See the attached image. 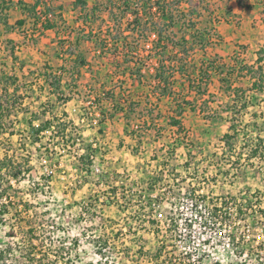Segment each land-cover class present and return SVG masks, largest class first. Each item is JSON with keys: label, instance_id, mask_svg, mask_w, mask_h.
Wrapping results in <instances>:
<instances>
[{"label": "trees", "instance_id": "obj_1", "mask_svg": "<svg viewBox=\"0 0 264 264\" xmlns=\"http://www.w3.org/2000/svg\"><path fill=\"white\" fill-rule=\"evenodd\" d=\"M81 2L83 5L87 4L84 0ZM238 2L241 3L242 0ZM12 3L13 0H0V11L10 10ZM17 4L21 7L23 17L11 22L8 14L3 13L5 17L1 19L0 27H3L5 34L10 35L19 31L24 38L34 41L38 33L42 34L50 29H56L58 32L69 31V26L65 24L66 21L60 11L63 8L53 6L52 0H35L31 4L18 0ZM203 9L209 13L208 7ZM103 12H106V17L103 16ZM201 14L189 0H105L102 6L95 4L90 13L81 15L83 27L78 31L74 27L71 28L69 34L76 30L79 37L91 40L100 56L114 55L113 61L109 59L112 67V72L109 73L111 77L109 89H103L104 96L111 101L113 110H109V118H112L117 111L125 112L127 133L136 138L139 144H142L143 137L149 132H154L158 137L162 136L165 126L161 123L163 113L160 107L166 100L171 101L172 105L168 124L176 126L181 133L184 130L181 117L187 108L196 112L199 100H203L200 110H209L207 98L214 97L210 87L215 78H218L221 88L232 93L235 104L241 102L240 110L247 108L251 100L257 98L249 95L252 91H264V45L258 49V57L253 64L245 62L231 64L220 62L215 58L211 59L207 56L210 47L220 43L223 38L213 24L200 27ZM67 41L69 45L66 50L70 51L71 55H76L68 71L69 80L66 81V86L71 85L73 90L77 87V81L81 76V66L86 65L87 61L78 53L80 39L77 38L74 43ZM4 42V49L15 56V51L21 46L9 36ZM245 76L253 79L248 89L237 85V82ZM17 80V76L8 75L2 80L0 91V132H9L11 136L16 134V123L19 121L15 119L9 122V119L12 115L18 117L20 111H27L22 101L24 94L19 92L20 86L16 84ZM50 84L55 86L56 90L61 88L58 78L50 81ZM59 98L68 101L71 96ZM96 101H99L97 96ZM50 106L42 109V113L49 111ZM237 112L241 113V111ZM68 116L66 114L64 131L59 135L63 148L75 154L83 164V168L90 172L91 167L88 165L93 163L95 150L91 145L85 144L81 127ZM135 118L149 120L136 122L133 121ZM241 122L239 118L232 117L231 132L225 133L222 137L229 149L237 146L242 130L251 125L247 124L242 129ZM134 124L136 126L131 128ZM50 125L51 121L48 120L35 129L30 141L33 146L40 144L47 150L50 148L42 144L41 133ZM29 126H32L31 120ZM254 127L259 128L256 123ZM257 138L260 139L259 136ZM78 139H81L82 145L85 146V152L78 151L75 145ZM28 144L23 145L21 155L6 151L0 156V200L8 199L11 202L15 182L20 183L21 180L32 178L34 167ZM253 146L254 142L250 145V155L259 154ZM259 146H263L262 143L257 144V147ZM151 188L150 186L149 189ZM9 205L8 203L0 205V216L7 213ZM159 205L160 201L157 199L153 202L149 201L147 206L149 210H153ZM150 221L155 222L153 219ZM34 230V227H30L28 234L26 233L29 242L26 253L17 255V249L11 244L0 249L1 264H13L10 263L12 258H15L13 261L18 264H58V255H54L52 259L48 252L38 253L39 247L34 245V239L37 238ZM99 252L103 253L100 247Z\"/></svg>", "mask_w": 264, "mask_h": 264}, {"label": "crops", "instance_id": "obj_2", "mask_svg": "<svg viewBox=\"0 0 264 264\" xmlns=\"http://www.w3.org/2000/svg\"><path fill=\"white\" fill-rule=\"evenodd\" d=\"M23 1L27 4H31L34 3L35 0ZM80 1L81 0H71V2L67 4L66 2L68 1L66 0H52L53 6H61L63 8L60 11L66 21L65 24L70 28L69 33H71L70 31L73 27L77 31L80 27H83L84 24L81 15L90 13L92 6L98 4L97 0H84L87 2L86 5H83ZM245 2V0H242V2L239 3L237 0L236 3L238 4V7H240V11H244V9L247 8L251 9L250 11H253L256 10L257 5H261V9L258 8V14L253 17L257 18V20L254 21V19H252L250 33H248L247 30H244L243 26H240V28L237 29L238 33H236V31L231 32L230 30L222 31V24L219 22L216 28L222 35L223 39L220 43L210 47L207 56L211 59L215 58L220 62H228L231 64L236 62L253 64L256 62L258 57L257 51L262 45H264V0L259 2L251 1V3L246 4ZM15 7L21 8L17 4V1ZM57 12H59V10H57ZM103 16L106 17V12H103ZM243 21L246 22L245 20ZM253 24L256 25L253 26ZM213 25L215 26V24ZM253 27H256L258 33ZM229 28H232V24H229ZM76 30L72 32V34H66L67 39H64L68 43L66 46L63 43L64 41L62 42L60 39L61 34L64 31L58 32L56 29L45 31L35 38L36 41H33L30 38H24L19 31L10 34L11 38H14L12 35L15 33L23 38L25 43H32V45H28L27 49H21L22 47H20L19 50H16L15 56L10 55V75L18 77L16 84L20 86L19 92L24 94V99L22 100L23 106H26L27 108L26 112L20 111L18 113L20 123L22 119H25L27 121L28 131L33 134L40 124L48 120L51 121L50 127L41 132L43 137L42 144L51 147V149L57 148V150H65L59 135L60 132L64 131L63 123L66 120L65 118H67L66 114H68V118L73 119L75 123L81 127L85 144L86 142L93 141V143L88 144L95 150L92 165L94 163L99 165L101 167V172H95L91 165V173L97 174L99 178V176H103L105 172L109 174L110 178L117 177L118 179H115L117 180L116 183H119V179L125 174V179L121 180L122 187L126 192L131 190L133 195V197H131L132 201L136 202L137 206H141V203L145 204L149 201H156L157 199L160 201L159 207H162L166 202L170 205L171 200L169 198V192L175 196L179 195V191L178 194H176L173 193L171 189H168L171 185V181H178L180 179L182 182H189V179L194 180L192 174L198 175L199 166H201L203 170V172L200 173L202 175H205L210 167L214 166L210 164V159L207 157L208 152L205 151L204 153L201 147H195L193 143H189L188 145L186 142L181 144L175 141L179 136L183 137L189 133L190 127L187 126L185 122L187 117L197 114L202 115L204 120L207 121L217 119L219 114L212 109L209 104L210 102L208 103L210 107L209 110L201 111L200 104L203 100H199L198 110L196 112H192L187 108L186 112L181 117L184 125V130L181 133L177 130L176 126L168 124V117L171 114L172 105L171 101L166 100L160 107V110L163 113L161 123L165 126L162 136L158 137L154 132H149L143 137L142 144H139L136 138L127 133V119L125 117V112L117 111L112 118H109V110L113 111L111 108V101L104 96L103 92L104 88L109 89V73L112 72V67L109 69V63L107 62L108 56H100L95 49L94 43L91 40L79 37ZM77 38L80 39L79 47L77 48L78 53L86 58L87 64L81 66V76L77 81V87H74L73 90H71V85L67 87L66 81L69 80L68 71L71 69L72 60L73 58L75 59L76 55H71L70 51L66 50L69 45V41L67 40L74 43ZM236 46L241 47L238 55L235 54ZM63 50H65V53ZM211 51L213 52L211 53ZM227 59L229 60L227 61ZM98 74H105V77L99 78ZM55 78L60 79L61 88L59 90H56L55 86L50 84V81ZM252 83L253 79H251L250 76H245L237 82V85L248 89ZM12 89L13 86L11 90ZM88 90L92 91V93L99 98V101H97V114H99L98 122H95L94 117L86 116L87 106L84 102V93ZM210 91L220 95L225 91L221 88L218 78H215L214 83L210 87ZM66 95H70L71 99L65 101L64 99L61 100L59 98ZM249 95H254L257 98L252 99L247 108L240 111L241 113L245 112V117H251V120H254L250 125L254 127L255 123L256 125L260 123L262 124L264 121V114L261 115L264 110V91H252ZM227 97L230 99L228 102L229 106H239V110L241 102L235 104L234 96L230 92ZM212 102L216 101H211V103ZM48 105H51V109L49 111L46 110L45 114L42 113V109H45ZM210 115H212V117ZM83 118H86L85 122H83ZM30 120L32 121V126H29ZM145 120L149 119L135 118L133 121L141 122ZM60 124L61 126H59ZM262 125H264V123ZM135 126L136 125L134 124L131 128H134ZM112 128L117 129V133H111ZM198 128L200 132H203L204 129L201 127ZM228 132H231L230 126ZM168 133L177 137L173 139V143L165 145V143H162L164 140L163 137ZM242 134L243 133L241 132L240 136ZM115 135L117 136L115 137ZM101 136L103 139L101 141L99 139V143L98 140L95 139L100 138ZM109 137L113 138V147L112 145H109ZM55 139L58 141L55 142ZM148 140L152 141L154 144L146 146L145 144ZM174 141L176 143H174ZM221 141L223 143V153L229 155L222 164L228 167L231 164H234L237 170L232 173L229 172L231 169L224 171L223 173L217 172V177L208 184H206V181L199 182L198 185L201 186V188H197V193L203 196L207 195L215 197L228 193H243L251 189L250 192H258L259 190L257 191V188H264V146L257 147L258 143L264 145L263 139H259L258 143L255 144L256 146H253V149L259 151V154L256 155H250L251 147L249 153H245L243 152L245 147L241 148L237 144L236 147L229 149L222 138ZM52 144H55V146ZM109 147L111 148L110 150ZM104 148H107L108 150L104 152ZM77 149L80 153L85 152L84 145L82 148ZM239 149H242V151ZM179 153L180 155H178ZM194 155H198L195 156L197 159L200 156V162H196L197 165L191 161V159L194 158ZM75 157L77 158L76 155ZM117 163L119 167L115 165ZM218 164L221 165L220 163ZM82 165L83 164L79 162V171H81L82 175L84 173L88 174ZM259 168L263 170L261 177L257 176V172L255 171ZM192 170H194L195 173ZM110 182L112 181H109V183ZM188 184L194 185L195 183L190 181ZM150 186L152 187L151 189H149ZM209 188L211 190H209ZM179 189L183 190L185 188L180 186ZM140 233H142L141 230L133 225L121 227L115 231H111L109 228V246H112L114 243L112 240H115V243L118 244L117 250H119L121 246L127 245V238L131 235L135 236ZM148 233L151 234V232ZM110 235L115 236L111 237ZM120 259L123 260L124 256H120L118 260Z\"/></svg>", "mask_w": 264, "mask_h": 264}, {"label": "rangeland", "instance_id": "obj_3", "mask_svg": "<svg viewBox=\"0 0 264 264\" xmlns=\"http://www.w3.org/2000/svg\"><path fill=\"white\" fill-rule=\"evenodd\" d=\"M13 1L10 10L5 9L4 12L0 11V26L2 25L1 19L5 17V14H8L11 22H15L18 18L22 17L21 8L15 7L18 0ZM66 1H68L66 2L67 4L71 2V0ZM104 1L97 0L100 6H102ZM245 1L246 4L251 3V1L259 2L262 0ZM189 2L202 13L200 27H204L207 24H215L217 27V24L221 22L222 31L230 30L231 32L236 31V33H238L237 29L240 26H243L244 30L250 33L252 19L254 21L257 20V18L253 17L258 14V8L261 9V5H257L256 10L250 11L251 9L247 8L244 11H240V7L236 3L237 0H189ZM203 7H208L209 13ZM229 24H232V28H229ZM255 25L253 24V26ZM254 29L258 33L256 27ZM68 33L69 31L65 30L62 32L60 38L62 42L64 41L65 46L68 43L64 39H67L66 34ZM40 35L38 33L36 37ZM8 36L10 37V35L4 33L3 27H0V91L2 80L10 75L11 72V54L4 49V41H6ZM12 36L22 47L21 49H27L28 45H32L31 42L25 43L23 38L18 34L14 33ZM236 47L235 54L238 55L241 47ZM63 52L65 53V50ZM107 62L109 63V69H111L109 58ZM98 75L99 78L105 77V74ZM84 94L85 98H87L93 93L88 90ZM213 94L214 97L207 99L212 109L219 114L218 118L205 121L202 115L193 114L187 117L185 122L190 127V131L183 137L179 136L175 141L181 144L186 142L188 145L189 143H193L195 147H201L204 153L205 151L208 152L207 157L210 159V164L214 166L210 167L205 175L200 174L203 170L199 166L198 175L192 174L194 180L189 179V182L193 181L195 183L194 185H189V182H182L180 179L178 181H171L168 189H171L173 193L178 194L179 191L180 195L182 192L179 189L180 186L184 187L188 193H197V188H201L198 185L199 182L206 181V184H208L217 177V172L223 173L231 169L229 172L232 173L237 170L234 164H231L229 167L222 164L229 155L223 153L221 138L229 131L232 117L239 118L240 121L242 120V129L246 127L245 125L252 124L254 120H251L250 116V118L245 117V112L238 114L237 111H240V109L238 110L239 106H229L228 102L230 99L227 97L229 92L223 91L221 95ZM211 101L216 102L211 103ZM263 114L264 110L261 115ZM15 119L19 121V125L16 123V134L14 136H11L9 132H0V156H3L6 151L21 155L23 153V145L29 143L27 147L31 149L32 165L34 168L31 173L32 178L29 177L21 180L20 183L15 182V191L12 192L13 198L11 202L8 199L0 200V205L10 204L7 213L0 216V249L11 244L17 249V255L26 253L29 247L27 232L30 227H34V233L37 237L34 239V245L39 247L37 249L38 253L39 251H43L42 253L48 252L52 259H54V255H58V264H140L134 255L139 251L138 247L140 245L147 247L149 253H154L157 239L148 233L150 232L149 228L154 224L152 221L148 222V216L152 214V211H149L147 207L148 203H141V206H137L136 202L132 201L131 197L133 195L131 190L126 192L123 189L121 180L125 179V174L119 179V183H116L117 180L115 179L117 177L110 178L109 174L105 172L99 178L97 174L91 172L82 175L81 171H79V162L75 155L68 150L51 149V147L47 150L42 145L39 146V144L33 146L30 143L32 133L28 131L27 121L22 119L20 123V117L12 115L9 122ZM262 124H257L258 130L253 126L244 131L242 130L243 134L240 136L238 146L241 148L245 147L243 152L249 153L251 143L254 142V145L258 143V136L260 139H264V125ZM198 127L204 129L203 132H200ZM111 133H117V129L112 128ZM176 137L168 133L163 137L162 143H165V145L173 143V139ZM99 139L101 141L103 137L101 136L95 140H98L100 143ZM54 141L57 142L58 140L55 139ZM175 141L174 143H176ZM89 143L91 144L93 141L86 142V144ZM112 143L113 138L109 137V145L113 147ZM151 144L154 143L148 140L145 145ZM52 145L55 146V144ZM107 150V148H104V152ZM239 150L242 151V149ZM195 156L198 155H194L191 161L197 165L196 162H200V156L198 159ZM115 165L119 167L118 163ZM88 166L90 167L91 165ZM255 171L257 172V176H262L263 170L259 168ZM109 181L112 182L109 183ZM209 190L211 189L209 188ZM251 190L246 192L251 193ZM257 191L258 195L264 196V188H257ZM228 194L237 195L240 193ZM169 207V203L166 202L157 210L167 211ZM259 209H264V202L261 201L259 203ZM132 225L136 226L142 233L135 236L131 235L127 238V245L121 246L119 250H117L118 244L115 243V240H112L114 243L112 246H109V228L111 231H115L121 227ZM115 235L110 236L113 237ZM99 247L103 250V253L99 252ZM142 251L144 250L142 249ZM39 256L42 255L39 254ZM120 256H124V259L118 260ZM20 259L23 260L22 257ZM13 260L15 258H12L10 263L18 264Z\"/></svg>", "mask_w": 264, "mask_h": 264}, {"label": "built area", "instance_id": "obj_4", "mask_svg": "<svg viewBox=\"0 0 264 264\" xmlns=\"http://www.w3.org/2000/svg\"><path fill=\"white\" fill-rule=\"evenodd\" d=\"M108 58L113 61L114 55ZM84 102L86 116L98 122L96 96L91 94ZM75 145L82 148L81 139ZM92 167L95 172H101L99 165L94 163ZM169 198L167 211L157 210V206L148 216V222L155 221L149 229L157 239L155 251L149 253L147 247L140 245L134 254L137 262L264 264V209H259L264 196L254 191L212 197L183 189L179 196L169 192Z\"/></svg>", "mask_w": 264, "mask_h": 264}]
</instances>
